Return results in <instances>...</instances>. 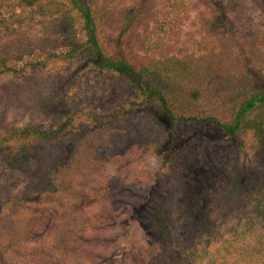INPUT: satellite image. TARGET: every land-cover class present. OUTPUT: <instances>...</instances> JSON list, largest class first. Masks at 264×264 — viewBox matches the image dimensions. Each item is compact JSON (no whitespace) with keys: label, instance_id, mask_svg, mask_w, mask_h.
<instances>
[{"label":"trees","instance_id":"1","mask_svg":"<svg viewBox=\"0 0 264 264\" xmlns=\"http://www.w3.org/2000/svg\"><path fill=\"white\" fill-rule=\"evenodd\" d=\"M104 2L108 9L92 0H0V31L23 27L40 14L55 17L54 25L68 30L62 60L83 74L115 80L123 91L109 97L113 106L107 112L101 100L103 113L87 111V118L94 128L102 127L103 114L109 125L116 124L121 117L117 101H124L130 133H148L159 167L132 182L118 173L117 184L92 175L99 149L84 152L78 143L91 128L76 137L77 118L66 111L55 119L58 127H1V162L13 172L22 170L27 183L17 184L7 202L0 201V264H228L227 258L241 264L243 257L258 256L264 251V162L226 170L228 160L202 159L203 143L190 141L179 127L213 128L236 142L239 150L231 155L244 154L252 141L254 153L264 157V66L255 61L263 57L259 13L264 14V0H159L156 8L149 6L153 0ZM203 17L204 38L201 30L192 32ZM215 34L236 52L239 71L234 75L213 64L200 75L177 59L191 47L202 53ZM139 35L140 52L150 58L164 52L175 62L155 71L144 64L128 50L130 39ZM250 43L261 56L244 48ZM10 53L9 44L0 49V81L15 74ZM23 56L17 50L15 62ZM62 140L31 193L35 179L30 175L42 169L34 168L35 145ZM105 204L114 210H98ZM6 208L19 216L18 225L6 223L11 220ZM234 216L237 224L240 219L246 223L252 245L240 247L238 226L229 228L238 235L235 241L213 242L211 229ZM134 226L143 245L131 253L119 248L115 258L108 235L114 237L117 227L130 233Z\"/></svg>","mask_w":264,"mask_h":264},{"label":"rangeland","instance_id":"2","mask_svg":"<svg viewBox=\"0 0 264 264\" xmlns=\"http://www.w3.org/2000/svg\"><path fill=\"white\" fill-rule=\"evenodd\" d=\"M130 1H134L136 4L138 0ZM153 1L149 6L156 8L155 6L158 5L159 0ZM92 2L102 10H104L105 5L108 9V5L104 0H92ZM117 13H114L115 17ZM259 16L262 17L261 30H264V14L260 12ZM204 19L205 17L198 20L196 27L192 29V32H197L198 29L201 30L203 33L202 38L207 33ZM55 21V17L40 14L26 21L23 27H13L12 30L4 33L0 31V49L9 44L11 50L10 64L16 69L14 75H5L0 81V128L8 124L13 127H22L26 124L58 127L61 123L56 122L55 119L66 111L73 113L77 118V123L73 127L76 137L86 127L91 128V131L83 135L84 138L78 140V143L79 150L82 149L84 152L86 148L99 149L98 156L95 157L96 162L93 164L95 170L92 175L101 178L107 177L110 182L117 184L116 175L118 173H122L117 175L118 178L132 182L136 175L139 176L156 170L160 162L157 155L148 146V133L145 134L144 130L130 133L131 125L127 121L129 118L124 113L127 112L124 108V101H117L118 104L115 110L117 116L118 112H121V117H118L119 121L116 124L113 122L112 125H109L108 115L103 114L100 117L102 127L94 128L95 125H93L92 120L87 118V111L96 112L97 110L99 115L103 113L98 110L101 100L105 102V111L107 112L108 108L113 106L109 102V97L112 95L121 96L123 91L119 88L120 84L115 80L113 81L107 77L102 78L96 73L86 72L83 74L78 72L75 64L69 66L62 60L66 48L64 40L69 38L67 35L68 30H62V28L54 25ZM187 24L185 22L183 26ZM105 28L109 33L110 29ZM140 38L141 35L132 37L128 50L144 64L153 68L154 71L163 69L173 61L175 62V59L171 60V57L165 55L164 52L157 54L155 58H150L140 52ZM212 39L213 42L204 47L202 53H196L194 48L191 47V50L189 49L182 54V57H177V59L185 60L191 70L199 74L203 72L201 69L204 67L206 69L204 72L209 71L210 64H213L215 68L221 67V71L228 72L230 76L234 75L239 71L235 50L229 44H226L225 39L219 34L213 35ZM261 40L264 41V38ZM20 41H22L21 45H19ZM244 48L250 50L253 55L261 56L260 52L255 51L251 43L245 45ZM17 50L24 53L21 62H15ZM261 53L263 57L255 61L263 67L264 47ZM46 56L49 57L44 60ZM222 88L225 89V87ZM179 130L190 141L203 143L202 159L211 161L218 156L228 160L225 165L226 170L233 168L235 165L247 164L252 166L257 165V162H264V157L260 156L261 154L256 155L252 150V141L246 147L244 154L231 155L228 152L239 150L236 142L223 137L218 131L209 126L188 124L180 126ZM64 142L65 140H62V142L56 141L50 145H35L32 152L34 168L40 166L42 169L40 171L35 169V172L30 175L35 179L31 181L33 184L29 187L31 193L37 190L36 183L39 178L43 179V169L48 168L49 165L47 164H49L50 158L55 156V152L61 148V145L63 147ZM2 156L3 154H0V201L4 203L10 198L11 190L17 184H26L27 179L19 168L13 172L9 163L3 164L1 162ZM76 162H79L78 158ZM44 182L47 183V180ZM114 208V206L110 207L109 204L98 206L100 211L103 209L113 211ZM6 212L11 215V220L6 223L18 225L19 216L14 214L11 208H6ZM240 224H237L236 216L223 224H217L219 228L210 231L213 242L221 240L235 241L238 235L230 233L229 228L238 226L236 228L238 231L242 229L241 239H239L240 247H244L246 243L252 245L254 237L245 233L244 227L247 225L242 219H240ZM4 228L6 227H3V231L1 230V233L3 232L2 236L6 233ZM114 232V237L108 235V239H112L108 243H114L109 246L114 248L115 258L118 257L117 249L119 250V248H123L124 252L131 253L132 248L137 249L138 246L143 245V236H141V232L136 226L131 228L130 233H126L119 227L114 228ZM117 260L119 259L117 258ZM227 263L234 264L237 263V260L230 261L227 258ZM241 264H264V251L258 256L243 257Z\"/></svg>","mask_w":264,"mask_h":264}]
</instances>
